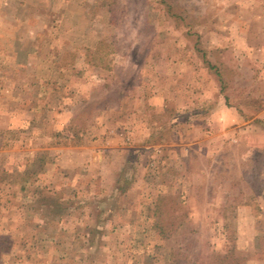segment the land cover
Returning <instances> with one entry per match:
<instances>
[{
	"label": "rangeland",
	"instance_id": "1",
	"mask_svg": "<svg viewBox=\"0 0 264 264\" xmlns=\"http://www.w3.org/2000/svg\"><path fill=\"white\" fill-rule=\"evenodd\" d=\"M0 264H264V0H0Z\"/></svg>",
	"mask_w": 264,
	"mask_h": 264
}]
</instances>
